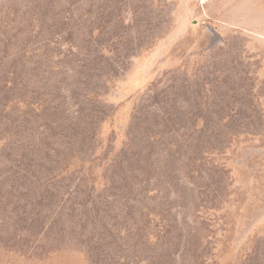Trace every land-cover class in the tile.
<instances>
[{
    "label": "rangeland",
    "instance_id": "obj_1",
    "mask_svg": "<svg viewBox=\"0 0 264 264\" xmlns=\"http://www.w3.org/2000/svg\"><path fill=\"white\" fill-rule=\"evenodd\" d=\"M0 264H264V0H0Z\"/></svg>",
    "mask_w": 264,
    "mask_h": 264
}]
</instances>
